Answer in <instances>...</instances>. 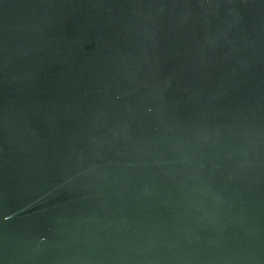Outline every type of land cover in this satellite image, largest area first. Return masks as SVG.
Masks as SVG:
<instances>
[{
    "label": "water",
    "instance_id": "1",
    "mask_svg": "<svg viewBox=\"0 0 264 264\" xmlns=\"http://www.w3.org/2000/svg\"><path fill=\"white\" fill-rule=\"evenodd\" d=\"M0 264H264V0H0Z\"/></svg>",
    "mask_w": 264,
    "mask_h": 264
}]
</instances>
